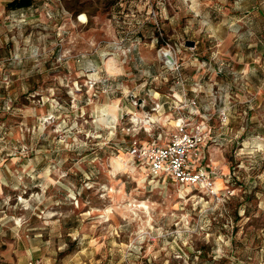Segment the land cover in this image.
Returning <instances> with one entry per match:
<instances>
[{"label":"rangeland","instance_id":"obj_1","mask_svg":"<svg viewBox=\"0 0 264 264\" xmlns=\"http://www.w3.org/2000/svg\"><path fill=\"white\" fill-rule=\"evenodd\" d=\"M10 1L0 264H264V0ZM196 82L214 195L147 177L120 128L141 85Z\"/></svg>","mask_w":264,"mask_h":264},{"label":"built area","instance_id":"obj_2","mask_svg":"<svg viewBox=\"0 0 264 264\" xmlns=\"http://www.w3.org/2000/svg\"><path fill=\"white\" fill-rule=\"evenodd\" d=\"M152 16L155 18L156 13L153 12ZM168 55L170 58L163 54L166 63L178 74V67H173V57L169 52ZM175 84L183 87L184 80L181 79ZM194 84L195 87L190 89L192 96H188L183 90L178 94L168 93L164 95L163 101H153L142 115H137L136 111L124 113V116H128V123L125 127H121V130H125L129 136L124 150L131 163L136 162L137 168L147 177L157 182H172L180 190L184 186H190V190L201 188L205 194L214 195L213 180L216 172L205 162L204 148L207 143L203 135L205 126L199 123L190 129L191 125H189L190 119L198 113L196 87L201 85L198 82ZM132 106L144 108L145 103L137 98L133 100ZM163 106L172 109L176 114L172 129L168 133L159 130L150 142L142 141L137 135L141 130L150 134L153 126L158 122V115ZM153 114L157 117L154 118Z\"/></svg>","mask_w":264,"mask_h":264},{"label":"crops","instance_id":"obj_3","mask_svg":"<svg viewBox=\"0 0 264 264\" xmlns=\"http://www.w3.org/2000/svg\"><path fill=\"white\" fill-rule=\"evenodd\" d=\"M173 11L171 8L168 9V17L166 18L169 22L172 21V18H173ZM143 85H141V88L139 89V93H141V95L143 94L144 96H141L139 97V100H142L144 101V103L146 102V97L147 96L148 98H150L151 102L153 101H163L164 100V94L163 93H160V92H155V91H152L146 87H142ZM149 86V84L147 85ZM160 93V94H159ZM155 94V95H154ZM152 105V104H151ZM151 105H148V107L146 106L145 104V107L142 108H134V110H131V109H126V112L129 113V112H132V111H136L139 115H142L143 111L147 108H149ZM166 109H168L166 106H163L160 110V114L158 115V122L157 124H155L153 126V129L152 131L150 132V134L144 132V131H140L139 134L137 135L142 141H145V142H150L151 139L160 131H162L163 133H168L173 125H174V118H172V114L174 113H168V111L170 109L167 110V113L168 115H164L166 113ZM201 115V112H200V109L198 107V113L195 117H200ZM170 116V117H169ZM153 117H157L156 114H153ZM192 119H190V123H191ZM191 125V124H189ZM121 128V127H120ZM165 140H163L164 142ZM126 153V151H125ZM127 154V153H126ZM128 155V154H127ZM206 165H209L210 166V162H206ZM139 169V168H138ZM142 171V170H141Z\"/></svg>","mask_w":264,"mask_h":264},{"label":"trees","instance_id":"obj_4","mask_svg":"<svg viewBox=\"0 0 264 264\" xmlns=\"http://www.w3.org/2000/svg\"><path fill=\"white\" fill-rule=\"evenodd\" d=\"M33 0H12L7 4L8 8H25L32 4Z\"/></svg>","mask_w":264,"mask_h":264},{"label":"bare ground","instance_id":"obj_5","mask_svg":"<svg viewBox=\"0 0 264 264\" xmlns=\"http://www.w3.org/2000/svg\"><path fill=\"white\" fill-rule=\"evenodd\" d=\"M163 54L167 57V58H169L170 56L168 55V52H163L162 54H161V56H163ZM165 58V57H164ZM166 59V58H165Z\"/></svg>","mask_w":264,"mask_h":264},{"label":"water","instance_id":"obj_6","mask_svg":"<svg viewBox=\"0 0 264 264\" xmlns=\"http://www.w3.org/2000/svg\"><path fill=\"white\" fill-rule=\"evenodd\" d=\"M170 58V57H169Z\"/></svg>","mask_w":264,"mask_h":264}]
</instances>
